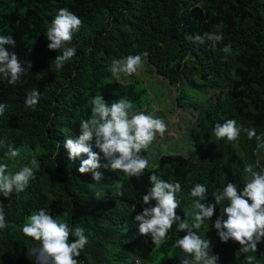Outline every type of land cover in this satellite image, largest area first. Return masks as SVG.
I'll return each mask as SVG.
<instances>
[{
    "label": "trees",
    "instance_id": "trees-1",
    "mask_svg": "<svg viewBox=\"0 0 264 264\" xmlns=\"http://www.w3.org/2000/svg\"><path fill=\"white\" fill-rule=\"evenodd\" d=\"M61 8L83 24L68 45L76 48V55L57 71L53 60L60 52L47 48L44 33ZM218 31L224 39L215 46L190 39ZM0 35H12L16 46L8 50L25 66L27 61L32 65L15 85L0 79V103L7 105L0 116V138L7 137L20 155L28 153L39 161V170L23 193H13L10 199L0 196L7 220V227L0 230V264H35L29 250L37 242L21 229L25 218L40 208L58 222L85 229L89 242L77 257L79 264H179L182 253L173 244L184 232L177 233L173 226L160 246L138 234L134 217L144 207L140 200L150 187L149 175L155 172L181 184L176 212L183 218V212L191 211L187 194L195 184H205L209 190L205 202L214 203L211 193L228 182L243 188L250 176L244 172L247 164L264 171L254 139L243 132L236 142L212 135L214 125L227 119L255 128L257 135L264 133V0H0ZM225 44H231L232 52L222 61ZM141 53H146L147 67L171 86L199 93L212 90L214 99L197 107L193 98L181 95L198 111L189 127L191 149L186 155H160L139 179L102 166L97 171L103 178L94 187L91 173L77 171L86 156L70 161L63 143L79 136V120L90 115L89 100L99 92L109 104L126 97L135 108L141 106L144 90L139 89V80L119 83L108 70L112 59ZM192 72L203 86L193 82ZM31 89L39 92V103L26 108L25 94ZM5 151L0 148V162L9 167ZM93 151L99 152L94 144ZM100 155V164H106ZM118 180L124 184L123 196L114 195L113 182ZM225 204L217 205L213 217L205 221L211 232L216 233L212 223ZM154 205L152 201L150 206ZM198 234L205 238L200 229ZM74 239L69 237L70 242ZM210 247L219 257L217 264H245L243 254L236 255L240 246L232 240L221 242L217 236ZM142 250L148 251L140 259ZM248 255L256 257L254 264H264V238L258 251Z\"/></svg>",
    "mask_w": 264,
    "mask_h": 264
},
{
    "label": "clouds",
    "instance_id": "clouds-1",
    "mask_svg": "<svg viewBox=\"0 0 264 264\" xmlns=\"http://www.w3.org/2000/svg\"><path fill=\"white\" fill-rule=\"evenodd\" d=\"M82 24L81 18L67 8H61L46 28L47 48L60 52L53 60L55 70H61L76 55V48L68 45ZM190 39L193 43L215 46L223 41L224 36L222 31L204 32ZM8 46L15 48L13 36L0 35V79L15 85L32 65L27 61L25 66L14 51L8 50ZM222 52L225 55L221 60L227 61L232 52L231 44H225ZM145 56L146 53H141L114 58L108 70L116 80L121 74L132 76L143 67ZM38 103L39 92L36 89L28 90L24 98L25 107L35 108ZM89 104L90 115L79 120V136L65 139L63 143L68 159L73 161L86 156L80 161L77 171L81 175L91 173L92 180L96 182L91 184L94 187L103 178L102 173L97 171L102 166L128 178H141L149 168V160L143 153L158 136H164L167 131L165 121L136 111L134 104L126 97L109 104L99 92L91 97ZM6 108L5 103H0V116L4 115ZM241 132L249 140H255L257 150L264 149V133L257 135L255 128L238 125L235 119L217 122L212 129V135L217 140L226 142L238 141ZM93 144L99 152L93 151ZM0 148H6V160L20 155L18 148L7 143V137L0 138ZM100 154L107 161L104 165L100 164ZM35 170H39L36 158L31 159L30 166H23L15 172L9 171L7 163L0 162V196L10 199L13 193H23L34 178ZM244 172L250 174V178L243 188L239 189L235 183L228 182L222 190L211 193L214 203L205 202L209 191L205 184L192 186L187 194L191 200V211L183 212V218L176 212L181 203L178 199L181 184L165 181L152 172L148 177L150 187L140 200L144 207L134 217L138 234L150 236L152 243L160 246L169 238V232L175 226L177 233H185L173 244L182 253L179 264H217L219 257L212 254L210 241L202 238L198 230L213 217L216 206L226 202L212 227L221 242L232 240L240 246L236 255L243 254L245 264H254L256 257L248 254L256 253L258 244L264 238V171H254L253 165L247 164ZM113 183L114 195L123 196V181ZM96 194L100 196L99 192ZM152 201H155L154 206H150ZM5 207L0 202V230L7 227ZM25 220L21 229L23 235L37 242L29 250L35 264H79L77 257L89 242L83 227L71 228L67 222H58L45 208L35 211ZM70 236L75 237L74 241H69Z\"/></svg>",
    "mask_w": 264,
    "mask_h": 264
},
{
    "label": "rangeland",
    "instance_id": "rangeland-1",
    "mask_svg": "<svg viewBox=\"0 0 264 264\" xmlns=\"http://www.w3.org/2000/svg\"><path fill=\"white\" fill-rule=\"evenodd\" d=\"M191 76L195 84L203 86V83L194 72L191 73ZM135 77L140 82L139 89L144 90L141 98V106L136 107L135 110L143 111L145 114H152L157 118H162L167 124V131L164 136H158L143 153L145 158L149 160V166H153L154 161L162 154L177 153L186 155L191 149V140L188 135L189 127L196 119L198 111L194 105H189L188 102L183 101L181 95L185 94L187 97L193 98L196 103L195 105L199 107L202 106L201 104L207 98L213 100L214 92L210 90L199 93L196 91L193 92L189 87L184 86L183 88H178L171 86L165 78L158 76L145 63L132 77L121 74L119 80L116 81L127 84ZM109 85L115 88L111 82H109ZM31 159V154L22 153L18 158L10 161L9 171L15 172L23 166H30L29 161ZM258 160L264 169V149H260L258 152ZM200 230L204 237L210 241V244L215 243L217 234L211 232L206 222ZM148 250H142L139 258H143Z\"/></svg>",
    "mask_w": 264,
    "mask_h": 264
},
{
    "label": "built area",
    "instance_id": "built-area-1",
    "mask_svg": "<svg viewBox=\"0 0 264 264\" xmlns=\"http://www.w3.org/2000/svg\"><path fill=\"white\" fill-rule=\"evenodd\" d=\"M137 264H139V263H137Z\"/></svg>",
    "mask_w": 264,
    "mask_h": 264
}]
</instances>
